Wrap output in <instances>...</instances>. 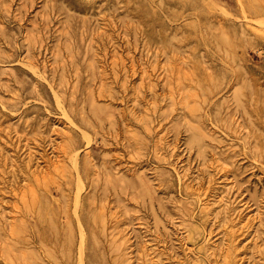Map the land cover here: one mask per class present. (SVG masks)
<instances>
[{
  "label": "rangeland",
  "instance_id": "obj_1",
  "mask_svg": "<svg viewBox=\"0 0 264 264\" xmlns=\"http://www.w3.org/2000/svg\"><path fill=\"white\" fill-rule=\"evenodd\" d=\"M263 102L264 0H0V264H264Z\"/></svg>",
  "mask_w": 264,
  "mask_h": 264
},
{
  "label": "bare ground",
  "instance_id": "obj_2",
  "mask_svg": "<svg viewBox=\"0 0 264 264\" xmlns=\"http://www.w3.org/2000/svg\"><path fill=\"white\" fill-rule=\"evenodd\" d=\"M200 28V27H199ZM201 34V33H200ZM202 39V38H201ZM218 39L220 40V42H225L227 39L226 38H224V37H218ZM217 39V40H218ZM215 42L217 43V44H222V43H218L216 40H215ZM33 61V60H32ZM27 64V63H26ZM31 66V65H30ZM32 68V67H31ZM204 80V79H203ZM204 82V81H203ZM93 107V106H92ZM259 108H262V110H264V102L261 104V106L259 107ZM133 112V111H132ZM133 113H135V112H133ZM94 116V115H93ZM112 117V116H111ZM110 117V118H111ZM110 120V119H109ZM261 121L259 122V125H260V127L264 130V118H261L260 119ZM72 121V120H71ZM53 129V128H52ZM58 132V131H57ZM56 132V133H57ZM195 134V133H194ZM258 135V143H259V150L261 149V152H262V154L264 155V133L262 132V134L261 133H259V134H257ZM193 140H195V142L196 141H199L200 140V138L199 137H197V136H195L194 137V139H191V141H193ZM160 142V141H159ZM30 149V148H29ZM53 151V150H52ZM54 154V153H53ZM76 154V153H75ZM52 155V154H51ZM43 156V155H42ZM48 158V157H47ZM73 158H74V156H73ZM57 159H59V158H57ZM77 159V158H76ZM74 160V159H73ZM75 161H77V160H75ZM54 162V161H53ZM56 163H57V161H56ZM55 163V164H56ZM54 164V165H55ZM117 168V167H116ZM46 170V169H45ZM48 170V169H47ZM121 170V169H120ZM43 171V167H40V168H35V170L33 171L34 172V174H41V173H44V172H42ZM49 171V170H48ZM114 172V171H113ZM121 172V171H120ZM47 173V172H46ZM45 173V174H46ZM42 175V174H41ZM44 175V174H43ZM118 175V174H117ZM123 175H124V173H123ZM125 176V175H124ZM37 178H38V176H37ZM124 178V177H123ZM179 178V177H178ZM120 179H122V178H120ZM180 180V179H179ZM187 183V182H186ZM185 183V184H186ZM129 184V183H128ZM191 186V185H190ZM189 188V187H188ZM224 192V191H223ZM43 196V195H42ZM219 199H220V197H219ZM200 201V200H199ZM210 201V200H209ZM212 201V200H211ZM44 203V202H43ZM210 207V206H209ZM206 209H208V208H206ZM16 211V210H15ZM38 211V210H37ZM5 212V211H4ZM13 212V211H12ZM17 213V212H16ZM13 214V213H12ZM19 214V213H18ZM100 214H101V212H100ZM103 214V213H102ZM115 215V214H114ZM250 215V214H249ZM243 216V217H241L239 220H238V222H237V224H239V226L240 227H244V226H247V225H250L252 222H253V220L255 219V217H251L250 218V216ZM14 216H16V215H14ZM5 217H8V216H5ZM112 217V216H111ZM14 218H16V217H14ZM14 218H11V220H13ZM17 218H19V217H17ZM44 219V218H43ZM9 221V220H8ZM80 221V220H79ZM82 221V220H81ZM44 222V221H43ZM12 224V223H11ZM128 224V223H127ZM235 224H233L232 223V226H234ZM115 226V225H114ZM133 226V225H132ZM255 226V225H254ZM84 227V226H83ZM258 227V226H257ZM255 228V227H254ZM85 229V228H84ZM257 229V228H256ZM81 230H82V228H81ZM200 230V229H199ZM84 231V230H83ZM85 232V231H84ZM119 232H121L120 231V229H119ZM84 234H86V232L84 233ZM84 234H82V235H84ZM124 234V233H123ZM85 236V235H84ZM83 236V237H84ZM126 236V235H125ZM82 237V238H83ZM210 238L211 237H209L208 238V240H210ZM84 241V240H83ZM212 241V240H211ZM225 241V240H224ZM79 242H81V240H79ZM130 242V241H129ZM83 243V242H82ZM82 243H80L81 245H82ZM148 243V242H147ZM213 243V242H212ZM209 244H211V243H209ZM80 245V246H81ZM83 246H84V243H83ZM211 246H213L212 244L210 245V247ZM219 247V246H218ZM82 249H83V247H82ZM82 249H81V247H80V250L82 251ZM132 249V248H131ZM142 249H143V252H144V254L146 255V256H148V255H150V253L148 252V249L146 248V243L144 242V244L142 245ZM221 250V249H220ZM128 252V251H127ZM82 253H83V251H82ZM212 255H213V253H211ZM82 255H84V254H82ZM152 257H153V255H152ZM147 258V257H146ZM150 258V257H149ZM155 258V257H154ZM130 259H131V256L128 254L126 257H125V261H130ZM133 259V258H132ZM231 262H232V259H231V261L230 260H228V262H227V264H231ZM156 264V263H155Z\"/></svg>",
  "mask_w": 264,
  "mask_h": 264
}]
</instances>
